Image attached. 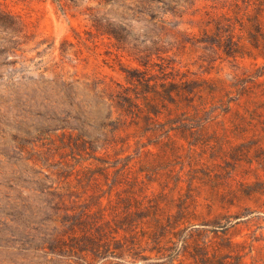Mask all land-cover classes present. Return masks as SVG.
<instances>
[{"label": "rangeland", "instance_id": "rangeland-1", "mask_svg": "<svg viewBox=\"0 0 264 264\" xmlns=\"http://www.w3.org/2000/svg\"><path fill=\"white\" fill-rule=\"evenodd\" d=\"M0 5V264H264V0Z\"/></svg>", "mask_w": 264, "mask_h": 264}, {"label": "trees", "instance_id": "trees-1", "mask_svg": "<svg viewBox=\"0 0 264 264\" xmlns=\"http://www.w3.org/2000/svg\"><path fill=\"white\" fill-rule=\"evenodd\" d=\"M9 17V12L0 5V18Z\"/></svg>", "mask_w": 264, "mask_h": 264}]
</instances>
